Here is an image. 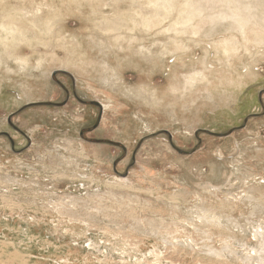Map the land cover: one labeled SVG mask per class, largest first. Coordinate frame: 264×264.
Segmentation results:
<instances>
[{"label":"rangeland","instance_id":"rangeland-1","mask_svg":"<svg viewBox=\"0 0 264 264\" xmlns=\"http://www.w3.org/2000/svg\"><path fill=\"white\" fill-rule=\"evenodd\" d=\"M0 40L2 263L264 264V0H0Z\"/></svg>","mask_w":264,"mask_h":264},{"label":"bare ground","instance_id":"bare-ground-1","mask_svg":"<svg viewBox=\"0 0 264 264\" xmlns=\"http://www.w3.org/2000/svg\"><path fill=\"white\" fill-rule=\"evenodd\" d=\"M9 43L8 42H2L1 40H0V47H1V50L2 51H6L7 52V50L9 49ZM6 53L5 52H1V56H5L6 57V55H5ZM10 56V55H9ZM16 59L18 60V63H17V66H18V69L20 70V71H25V69L26 68H28V62L27 61H25L23 58H21V57H16ZM1 66H5V63H3L2 61L0 62V67ZM195 80V79H194ZM8 244V243H7ZM154 254V256L156 257L157 255L155 254V253H153ZM1 261V260H0ZM2 263V261L0 262V264ZM2 264H5V263H2Z\"/></svg>","mask_w":264,"mask_h":264},{"label":"water","instance_id":"water-1","mask_svg":"<svg viewBox=\"0 0 264 264\" xmlns=\"http://www.w3.org/2000/svg\"><path fill=\"white\" fill-rule=\"evenodd\" d=\"M92 104L95 106H99V104L97 102H92Z\"/></svg>","mask_w":264,"mask_h":264}]
</instances>
